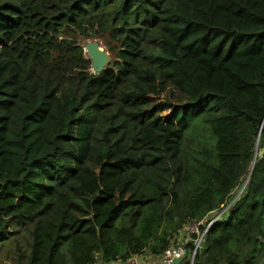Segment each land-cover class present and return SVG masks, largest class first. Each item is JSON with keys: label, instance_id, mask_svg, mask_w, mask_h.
<instances>
[{"label": "trees", "instance_id": "1", "mask_svg": "<svg viewBox=\"0 0 264 264\" xmlns=\"http://www.w3.org/2000/svg\"><path fill=\"white\" fill-rule=\"evenodd\" d=\"M93 35L119 44L99 73ZM263 143L264 0H0V248L18 264L160 256L220 210L178 264H264Z\"/></svg>", "mask_w": 264, "mask_h": 264}, {"label": "rangeland", "instance_id": "2", "mask_svg": "<svg viewBox=\"0 0 264 264\" xmlns=\"http://www.w3.org/2000/svg\"><path fill=\"white\" fill-rule=\"evenodd\" d=\"M88 40H92V41H96L99 46L101 47V49L104 51L105 55H106V65L108 63H112L113 61L117 60V51H118V46L119 44L115 41H111L109 40L107 37H103V38H95L94 35L91 36V38H88V39H83L81 37H79L77 39L78 43L82 46L83 48V54L86 58H88L90 60V57L89 55L87 54V51L85 50L84 48V45L85 43L88 41ZM91 61V60H90ZM91 72H92V68H90ZM264 149V143L262 145V147H258V148H255V151H254V157L256 155H259L261 153V151ZM247 177V176H246ZM246 177L245 179L240 183V185L238 186V188L234 191H232V194L231 196H235L239 193V190L240 188L242 187L244 181L246 180ZM234 199V197L232 198V200ZM231 200V201H232ZM221 211H213L212 213H210L208 215V219H211V217H216L218 215L221 214ZM218 213V214H216ZM204 223H206L205 219L203 220ZM13 230H16L15 228H13ZM19 230V229H18ZM11 239V238H10ZM10 239L8 241H10ZM20 240V242L26 246V241L29 240V231L28 229H20L19 230V233L16 235V236H13V238L11 239L12 240ZM15 245L11 242H5L1 245V248H0V264H18L17 263V260L14 259V255H15ZM22 264H26V262L22 263ZM258 264H261V259L259 260Z\"/></svg>", "mask_w": 264, "mask_h": 264}, {"label": "built area", "instance_id": "3", "mask_svg": "<svg viewBox=\"0 0 264 264\" xmlns=\"http://www.w3.org/2000/svg\"><path fill=\"white\" fill-rule=\"evenodd\" d=\"M214 218L208 220L207 224L205 225V228L202 230L200 229V226L204 224V219L185 225L175 245L167 247L159 256L160 264H174L175 258L184 257L186 254V243L191 240V235L195 234V237L192 239L194 244V249L191 255L192 260L196 249L200 247L203 241L202 238L208 229V225ZM146 261L147 260L145 255L132 254L125 261H121V264H146Z\"/></svg>", "mask_w": 264, "mask_h": 264}, {"label": "water", "instance_id": "4", "mask_svg": "<svg viewBox=\"0 0 264 264\" xmlns=\"http://www.w3.org/2000/svg\"><path fill=\"white\" fill-rule=\"evenodd\" d=\"M84 48L90 57L91 60L90 68H92V72L94 73L101 72L106 66V55L104 51L101 49V47L99 48V44L96 41H92V40H88L85 43ZM241 189L242 187L240 188L239 192L241 191ZM182 260L183 257L175 258L174 264H178Z\"/></svg>", "mask_w": 264, "mask_h": 264}, {"label": "crops", "instance_id": "5", "mask_svg": "<svg viewBox=\"0 0 264 264\" xmlns=\"http://www.w3.org/2000/svg\"><path fill=\"white\" fill-rule=\"evenodd\" d=\"M146 256V264H160V257L159 256H152V255H145ZM95 264H121L120 260L110 261V262H101L98 260Z\"/></svg>", "mask_w": 264, "mask_h": 264}, {"label": "bare ground", "instance_id": "6", "mask_svg": "<svg viewBox=\"0 0 264 264\" xmlns=\"http://www.w3.org/2000/svg\"><path fill=\"white\" fill-rule=\"evenodd\" d=\"M99 48H100V46H99ZM106 53V52H105Z\"/></svg>", "mask_w": 264, "mask_h": 264}]
</instances>
